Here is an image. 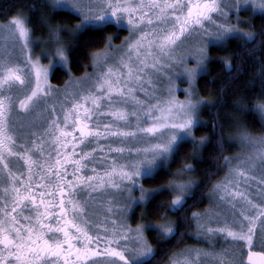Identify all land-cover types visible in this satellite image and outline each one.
<instances>
[{
	"label": "snow or ice",
	"instance_id": "obj_1",
	"mask_svg": "<svg viewBox=\"0 0 264 264\" xmlns=\"http://www.w3.org/2000/svg\"><path fill=\"white\" fill-rule=\"evenodd\" d=\"M50 7L77 22L50 25L40 56L23 7L0 23L5 40L21 41L25 54L20 60L7 47L0 51V264H156L176 239L179 225L168 214L187 211L200 186L184 178L195 171L191 163L168 171L181 141L191 138L193 155L198 150L193 128L209 102L197 76L207 70L211 45L255 38L238 27L239 11H264V0H52ZM110 28L117 31L105 35ZM62 31L103 48L91 53V73L53 89L57 66L71 71ZM121 31L128 35L115 45ZM177 80L189 85L183 100ZM20 116L31 119L17 122ZM223 168L207 197L212 206L185 217L208 246L185 245L164 264H230L214 250L216 236L231 238L242 254L247 247L248 264H264V251L252 250L258 221L264 247V141L225 156ZM252 181L260 202L250 198ZM165 193L171 199L157 205L165 209L159 222L133 226L134 206Z\"/></svg>",
	"mask_w": 264,
	"mask_h": 264
},
{
	"label": "trees",
	"instance_id": "obj_2",
	"mask_svg": "<svg viewBox=\"0 0 264 264\" xmlns=\"http://www.w3.org/2000/svg\"><path fill=\"white\" fill-rule=\"evenodd\" d=\"M47 0H0V23L15 15L17 8L23 7L24 15L30 18L32 37L37 39L49 38V26L60 25L66 29L74 28L76 20L72 14L63 9L55 11ZM244 30L254 34L251 42L245 43L237 39H229L226 43L210 47V60L207 70L198 77L197 90L207 105H202L199 112L200 122L194 130V136L203 143L195 145L198 149L193 155L194 145L192 141L181 142L179 155L175 162L171 163L168 171L174 173L183 163H191L195 171L189 174V178L199 183L192 199L188 200L187 211L181 213H169L168 219L178 222L176 239L169 245V253L157 257L156 264H164L167 255L172 251L192 243L193 225L190 220L192 211H203L208 205V195L213 185L224 175V157L234 156L239 152L238 145L228 139V133L235 127L238 121L243 120L251 127L264 130V124L257 119L252 111L253 102L264 97V13L241 14ZM116 28L107 29L105 35L116 32ZM127 35V31L119 32V38L113 43L120 44ZM61 36L69 46L70 74L60 66H57L56 74L51 77V82L56 87H62L70 77L80 78L91 70V53L103 48L102 42L85 43L84 40L71 39L67 31H62ZM75 49V51H71ZM246 105L247 110H244ZM243 106V107H242ZM222 140V143L220 142ZM161 178L153 182H146V188H154L165 183ZM171 197L165 193L155 202L138 206L134 209L133 226L135 223L148 221L159 222V215L165 209L157 208L161 202H170ZM146 216L145 221L140 216ZM155 233H150L149 238L153 247L163 248L154 239Z\"/></svg>",
	"mask_w": 264,
	"mask_h": 264
},
{
	"label": "rangeland",
	"instance_id": "obj_3",
	"mask_svg": "<svg viewBox=\"0 0 264 264\" xmlns=\"http://www.w3.org/2000/svg\"><path fill=\"white\" fill-rule=\"evenodd\" d=\"M47 1H48L50 4L52 3V0H47ZM63 10H66V9H63ZM66 11H67V10H66ZM246 12L251 13V14L264 13V11L259 10V9L255 10V11L253 12V11H251L250 9H248L247 7L242 8V9L239 11V16L241 17V20L243 21V22H241V23L238 24V27H240V28H244V27H245V26H244L245 22H244V20H243V18H242L243 16H242L241 14L246 13ZM230 22H231L232 24H237V20H236L235 16H233V18L231 19ZM244 31H245V30H244ZM5 35H6L5 33L0 32V51H3V50L5 49V47H7L8 51H9L12 55H14L15 57H18L20 60H23L25 54H24V52L21 51V44H22V42L19 41V40H15V41H13L11 38L5 40ZM127 35H128V33H127ZM127 35H126V36H127ZM31 37H32V34H31ZM32 41H33V43L30 45V47L33 49V51H34V53H35L36 56H40L43 46L48 42V38H47V39H37V38L32 37ZM64 44H65V47H66L67 49H69L68 44H67L66 42H64ZM116 45H119V44H116ZM215 45H218V44H213V45H211V46H215ZM211 46H210V47H211ZM41 62H42L43 64H47V63H48V60H46V59H42ZM60 67H62V66H60ZM62 68H63V67H62ZM63 69H64V68H63ZM92 71H93V69L91 68V70H90L89 72H87V73H91ZM205 72H206V71H204V72H200V74L197 76V79H198L199 76H201V75L204 74ZM84 76H85V74H84L82 77H80V78L70 77V79L78 80V79H82ZM70 79H69V80H70ZM196 81H197V80H196ZM50 83H51L53 89H56V88L64 89V88L66 87V84H65L64 86H62V87H56V86H54V85L52 84V82H51V77H50ZM176 84L179 86V89H178V91L176 92V95L178 96L179 99L183 100V99L185 98V94H184L183 89L188 88L189 85H188L187 82H181L180 80H177V81H176ZM68 87H71V86L69 85ZM196 89H197V83H196ZM63 95H64V92L61 91L60 93H57V94H56V97H63ZM56 97H54V99H55ZM50 103H51V101H50ZM57 107H59V105H57ZM201 108H202V106H201ZM201 108H200V110H201ZM200 110H199V112H200ZM199 112L197 113V117H198V120H199V122H200L199 115H198ZM14 119H16L17 122H20V121H25V120H27V119H31V117L20 116V117H14ZM198 124H199V123H198ZM198 124H197V125H198ZM197 125H195L194 128H193V134H194V130L196 129ZM195 139H196V141H199V142H200V140H199L197 137H195ZM187 140L192 141L191 138H188ZM185 141H186V140H185ZM102 142H103V141H102ZM181 142H184V141H181ZM238 147H239V146H238ZM239 153H240V149H239V152H238L237 154H239ZM237 154H236V155H237ZM234 156H235V155H234ZM224 169H225V172H226L227 169H226V168H224ZM225 172H224V175H225ZM224 175H223L220 179H222V178L224 177ZM184 178H189V175L185 176ZM250 184H251V187L248 189V192H249V194H250V198H252V199L255 200L256 202H260L261 199H262V197L260 196V186H259L256 182H254V181L250 182ZM242 186H243V185H242ZM211 189H212V188H211ZM210 192H211V190H210ZM209 194H210V193H209ZM136 195L138 196V195H139V192H137ZM208 196H209V195H208ZM207 203H208V205H207V207H206L205 209L210 208V207L212 206V202H211L209 199H208V202H207ZM141 206L145 207V204H144V205H141ZM136 207H137V206H134V209H135ZM205 209H204V210H205ZM204 210H203V211H204ZM201 212H202V211H201ZM130 214H131V213H130ZM132 221H133V217H132ZM192 225H193V230H192L191 235L194 236L197 240H201L202 238H199V237H197V236L194 235V232H195V223L193 222ZM134 226H135V225H134ZM223 238H224V237H223ZM223 238H222V236H216V237H213V238H212V242H215V241H217V240H222ZM226 238H227V237H226ZM228 239H230V238H228ZM202 241H203V239H202ZM230 241H231V243L234 244V241H232L231 239H230ZM203 244H207V243H206L205 241H203ZM231 245H232V244H231ZM190 246H192V245H190ZM232 247L234 248V247H236V246H233V245H232Z\"/></svg>",
	"mask_w": 264,
	"mask_h": 264
},
{
	"label": "clouds",
	"instance_id": "obj_4",
	"mask_svg": "<svg viewBox=\"0 0 264 264\" xmlns=\"http://www.w3.org/2000/svg\"><path fill=\"white\" fill-rule=\"evenodd\" d=\"M262 103H264V98L256 101L251 110L254 111L260 123L264 124V108L259 107ZM244 110H247V108L244 107ZM228 139L239 146L240 154H246L250 150L254 140L264 141V130L258 131L241 120L238 121L235 127H233L228 133ZM220 142L222 143V140ZM185 180L193 181L191 178H185Z\"/></svg>",
	"mask_w": 264,
	"mask_h": 264
},
{
	"label": "flooded vegetation",
	"instance_id": "obj_5",
	"mask_svg": "<svg viewBox=\"0 0 264 264\" xmlns=\"http://www.w3.org/2000/svg\"><path fill=\"white\" fill-rule=\"evenodd\" d=\"M261 225L259 221L257 222V228H256V235L254 237V246L252 248L255 252L264 251V247L261 246L260 238H259V229ZM192 236V235H191ZM224 237V238H223ZM222 240H217L215 242H212V245L214 247V250L219 254V259L223 261H228L230 264L232 262H236L239 260H243L244 264H248L247 261V247H245L243 254L238 249V245L234 242L231 243L230 239L226 238L225 236H222ZM236 246V247H232ZM192 246H199V247H207V244H203L202 239L197 240L194 236H192V243L190 244Z\"/></svg>",
	"mask_w": 264,
	"mask_h": 264
}]
</instances>
